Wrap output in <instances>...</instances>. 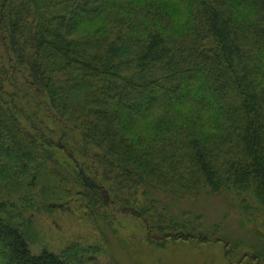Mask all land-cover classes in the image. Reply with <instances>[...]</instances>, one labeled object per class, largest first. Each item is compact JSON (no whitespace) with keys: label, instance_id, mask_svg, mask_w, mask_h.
Listing matches in <instances>:
<instances>
[{"label":"trees","instance_id":"1","mask_svg":"<svg viewBox=\"0 0 264 264\" xmlns=\"http://www.w3.org/2000/svg\"><path fill=\"white\" fill-rule=\"evenodd\" d=\"M12 80L21 86L10 94ZM56 150L92 156L94 176L60 166ZM0 163L20 186L56 180L60 196L76 187L89 209L118 205L161 245L212 236L203 215L179 216L160 194L234 196L264 211V0H0ZM4 209L0 196L5 264L103 253L71 243L35 254ZM219 226L215 242L233 261L239 246Z\"/></svg>","mask_w":264,"mask_h":264},{"label":"rangeland","instance_id":"2","mask_svg":"<svg viewBox=\"0 0 264 264\" xmlns=\"http://www.w3.org/2000/svg\"><path fill=\"white\" fill-rule=\"evenodd\" d=\"M14 84L12 80L7 87L10 94L15 93L18 88L15 86H21ZM23 95L20 93L17 98ZM27 104L25 102L22 106L26 111ZM39 109L36 106L32 112L38 114V117H35L38 128H34V132L42 144V113ZM28 128L32 129L29 123ZM53 152L60 166H68L71 170L83 168L87 175L94 176L92 156L76 152L72 157L59 150ZM101 170L102 168L98 171V180L104 181ZM16 182L6 177L0 178V196L5 202L2 215L23 230L35 254L44 249L60 254L67 245L79 243L86 247L102 246L103 253L95 255L87 264H264V211L253 206L252 209H246L234 196L203 192L199 196L176 200L169 195L160 194L163 201H166L169 207L171 205L172 210L179 216L185 211L203 215L206 230L212 236V240L205 244L169 241L161 245L148 239L146 227L141 219L121 212L118 205L89 209L85 199L78 195L79 189L76 187L73 192L60 196L57 190L60 184H57L56 180L46 185H43L41 180L35 185L31 184V178L26 179L22 186L20 182ZM105 183L107 187H111V182H107V179ZM70 187L72 188V185ZM125 198H129L131 204L135 203L131 195L121 196L119 199L124 202ZM138 198L140 201L141 195ZM54 203L62 205L54 206ZM120 204L124 206L122 202ZM169 210L171 211V208ZM99 213L106 214L108 220L102 219ZM215 225L221 227V239L230 242V246H239L233 261L226 255L225 244L215 242ZM258 252H261L260 259L256 257ZM0 264H5L1 255Z\"/></svg>","mask_w":264,"mask_h":264}]
</instances>
